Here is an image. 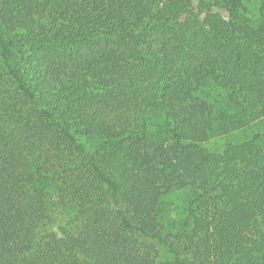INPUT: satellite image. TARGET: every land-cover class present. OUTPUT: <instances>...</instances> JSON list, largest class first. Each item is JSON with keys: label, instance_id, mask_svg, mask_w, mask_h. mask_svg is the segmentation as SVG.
<instances>
[{"label": "trees", "instance_id": "obj_1", "mask_svg": "<svg viewBox=\"0 0 264 264\" xmlns=\"http://www.w3.org/2000/svg\"><path fill=\"white\" fill-rule=\"evenodd\" d=\"M191 1L0 0V264H264V0Z\"/></svg>", "mask_w": 264, "mask_h": 264}, {"label": "rangeland", "instance_id": "obj_2", "mask_svg": "<svg viewBox=\"0 0 264 264\" xmlns=\"http://www.w3.org/2000/svg\"><path fill=\"white\" fill-rule=\"evenodd\" d=\"M243 1L247 2L249 7H253V5H255V0H243ZM188 12L194 15H198L202 19H206V17H208L209 14L216 13V12L221 13L226 18L228 17V14L226 12L222 10H218L216 8H210L209 6L202 4L198 0L191 1ZM245 18H246V15L243 14L242 16H240L239 21H243ZM263 129L264 127L261 125L259 127L252 126L251 128L239 133L238 135H236V137H233V138L235 139V142L236 141L239 142V141L245 140L247 137L251 136L253 133L263 130Z\"/></svg>", "mask_w": 264, "mask_h": 264}]
</instances>
